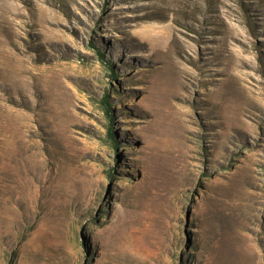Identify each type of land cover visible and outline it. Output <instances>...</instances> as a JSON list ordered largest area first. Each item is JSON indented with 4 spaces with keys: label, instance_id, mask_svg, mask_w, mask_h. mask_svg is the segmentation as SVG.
I'll use <instances>...</instances> for the list:
<instances>
[{
    "label": "rangeland",
    "instance_id": "1",
    "mask_svg": "<svg viewBox=\"0 0 264 264\" xmlns=\"http://www.w3.org/2000/svg\"><path fill=\"white\" fill-rule=\"evenodd\" d=\"M0 170V264H264V0H0Z\"/></svg>",
    "mask_w": 264,
    "mask_h": 264
},
{
    "label": "trees",
    "instance_id": "2",
    "mask_svg": "<svg viewBox=\"0 0 264 264\" xmlns=\"http://www.w3.org/2000/svg\"><path fill=\"white\" fill-rule=\"evenodd\" d=\"M108 65H109L110 69L112 70L111 71L112 72L111 75L115 76L114 73H113V67H112L111 63H108ZM101 102L103 104V107H104L105 111L107 112L108 116L110 117L109 123H107L108 134L111 137V139H113V142H114V133L112 131V123H113L112 122V116H111V114H109L110 113L109 109H110L111 104H110V102L108 100V95L107 94H105V96H103V98L101 99Z\"/></svg>",
    "mask_w": 264,
    "mask_h": 264
},
{
    "label": "bare ground",
    "instance_id": "3",
    "mask_svg": "<svg viewBox=\"0 0 264 264\" xmlns=\"http://www.w3.org/2000/svg\"><path fill=\"white\" fill-rule=\"evenodd\" d=\"M1 171V170H0Z\"/></svg>",
    "mask_w": 264,
    "mask_h": 264
}]
</instances>
